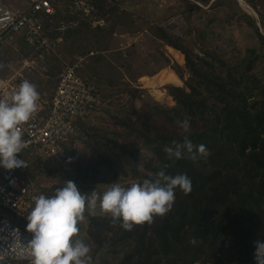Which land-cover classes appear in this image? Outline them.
<instances>
[{
	"label": "trees",
	"instance_id": "obj_1",
	"mask_svg": "<svg viewBox=\"0 0 264 264\" xmlns=\"http://www.w3.org/2000/svg\"><path fill=\"white\" fill-rule=\"evenodd\" d=\"M60 1L54 3L53 15L42 17L44 33L51 41L76 32L79 26L96 30L100 26H92L91 20L105 18L106 13L117 9L115 4L107 7L104 0H89L93 10L83 16L72 10L71 1ZM247 2L253 4L251 0ZM76 16L82 18L75 24L78 27L68 26L66 23L76 20ZM63 24L67 27L62 28ZM147 28L153 37L184 55V67L189 73L185 85L166 86L175 104L149 106V114L158 121L147 116L141 123L127 122L131 131L122 138L93 131L90 140H82L81 152L71 154L84 160L89 147L101 167L115 175L130 173L138 182L156 178L161 170L171 176L184 173L191 180V190L182 196L175 193L170 211L157 215L150 228L149 222H144L143 227L134 224L126 230L117 222L119 218L108 220L98 215L89 216V222L110 230L103 242L108 243L107 253L118 255L115 264H255L254 241L264 240V100L255 91L264 88L252 67L264 53L258 54L256 47H250L242 62L218 58L216 66L195 53L169 26L152 23ZM254 31L264 44V34L255 24ZM17 41L24 44L21 39ZM24 47L26 54L29 50L37 52ZM220 67L223 68L219 70ZM172 68L183 78L179 66ZM58 70L55 63L46 71L57 78ZM185 119L189 121L187 132L167 127ZM84 127L86 135L88 128L86 124ZM130 135L149 151L143 163L146 174H141L134 160L136 150L129 144ZM185 137L194 146L203 144L208 155L193 158L183 151L181 158H169L164 148L182 144ZM12 220L25 229L22 219L13 215ZM192 238L196 244L189 243ZM103 242L99 241V245Z\"/></svg>",
	"mask_w": 264,
	"mask_h": 264
},
{
	"label": "rangeland",
	"instance_id": "obj_2",
	"mask_svg": "<svg viewBox=\"0 0 264 264\" xmlns=\"http://www.w3.org/2000/svg\"><path fill=\"white\" fill-rule=\"evenodd\" d=\"M3 1L11 8L25 9L27 6L23 0ZM242 1L104 0L107 7H113L115 4L117 9L106 13L105 18L99 19L100 23H97V26L100 28L92 30L79 26L76 32L61 35V40L56 43L54 50L43 54L42 57H35L31 50L26 54L25 45L17 40L5 44L0 50V73L3 77L20 73L22 79L33 83L39 92L48 93L56 79V76H51L46 71L51 64L56 63L60 71L67 63L74 62L77 59L76 55L89 50L95 51L92 56L82 61L78 69L80 76L92 83L98 89L100 96L97 108L92 111L85 123L88 130L81 141L90 140L91 132L97 134V130L107 137L115 135L117 138H122V135L131 131L126 126L127 122L139 120L141 123L147 116H150V120L158 121L155 116L149 114V106L155 103L167 106L175 104L171 96L168 99H156L151 88L142 86L139 81L140 76H149L148 74L153 71H156L153 74L155 75L162 68H170L174 71L172 66H179L183 74V78L179 77L181 83L178 85L166 83L159 86L166 93H168L167 85L184 86V81L189 76L184 67V55L182 54V62H177L169 52L168 45L153 37L147 27L152 23L169 26L170 31L181 37L195 53L209 58L216 66H219L218 58H225L230 63L242 62L250 47H256L258 54L264 53V44L254 31L255 24L258 31L264 34V0H251L252 5L247 0ZM78 20L82 18L79 16L66 24L73 28L78 27L75 25ZM64 27L63 24L62 28ZM24 58H33V66L22 67ZM221 68L223 67L218 69ZM252 71L264 88V55L253 65ZM255 93L260 100H264V89L259 87ZM167 127L173 130L183 129L180 122L167 124ZM128 140L136 150L134 160L141 174H146L143 163L149 151L142 142L134 141L132 135ZM81 141L74 153H80L84 148ZM86 151L88 153L86 159L83 160L73 153L63 167L49 161L43 155H29L27 157L29 172L36 187V194L52 195L56 188L61 187L68 180L73 181L87 194L93 190L102 193L112 182L120 183L122 186L138 182V179H134L130 173L118 172L115 175L104 169L94 161L89 147ZM175 193L179 196L186 194L178 188ZM97 205L95 215L114 220L109 213L99 210V200ZM89 216L85 211L86 220L79 227L90 243V264H115L118 255L107 253L108 243L103 242L110 230L99 225H91ZM156 219L157 215H153L148 228ZM22 222L27 224L24 220ZM117 222L121 221L117 219ZM141 224L145 223H140L139 226H142ZM23 228L32 235L26 225H23ZM108 228H112V225ZM99 241L103 244L99 245ZM0 262L5 264L4 261Z\"/></svg>",
	"mask_w": 264,
	"mask_h": 264
},
{
	"label": "built area",
	"instance_id": "obj_3",
	"mask_svg": "<svg viewBox=\"0 0 264 264\" xmlns=\"http://www.w3.org/2000/svg\"><path fill=\"white\" fill-rule=\"evenodd\" d=\"M25 9L11 8L0 0V50L5 44L21 39L35 51V57H42L53 50L61 38L51 41L43 30V16L53 15L55 2L60 0H23ZM71 1V8L77 14L87 16L93 10L89 0ZM99 20H91L96 26ZM95 53L89 50L79 54L72 63H67L57 75L50 92L39 94L38 108L29 121L20 125L26 147L16 154L25 166L13 169L0 167V260L8 264H31V239L12 216L27 221L33 206L36 187L30 177L27 157L40 154L49 161L65 166L83 138L84 124L100 102L98 89L79 74L82 61ZM33 58H24L22 67L33 66ZM22 81L20 73L0 76V97L18 87Z\"/></svg>",
	"mask_w": 264,
	"mask_h": 264
},
{
	"label": "clouds",
	"instance_id": "obj_4",
	"mask_svg": "<svg viewBox=\"0 0 264 264\" xmlns=\"http://www.w3.org/2000/svg\"><path fill=\"white\" fill-rule=\"evenodd\" d=\"M39 98L36 86L26 79L0 97V167L13 169L26 165L16 155L27 146L19 126L36 112ZM181 127L187 132L189 121H181ZM164 151L169 158L177 159L183 151L193 158L208 155L203 144L194 146L187 137L182 144L175 143V147H165ZM177 188L188 193L190 178L184 173L166 175L161 170L154 179L131 182L128 186L112 182L102 193L93 190L87 194L68 180L52 195L35 196L26 224L32 233L28 241L31 264H90V243L79 227L86 220L85 211L95 215L99 200L100 211L109 213L113 219L119 218L121 226L130 230L134 224L150 223L153 215L162 216L170 211ZM189 243L197 241L192 238ZM254 245L255 264H264V240H256Z\"/></svg>",
	"mask_w": 264,
	"mask_h": 264
},
{
	"label": "bare ground",
	"instance_id": "obj_5",
	"mask_svg": "<svg viewBox=\"0 0 264 264\" xmlns=\"http://www.w3.org/2000/svg\"><path fill=\"white\" fill-rule=\"evenodd\" d=\"M240 2L243 1L240 0ZM170 51L173 54V57L176 59V61L181 63L183 60L182 53L174 49H170ZM139 81L140 83H142V86L151 88V92L153 93L155 98L159 100L170 98V95L166 93V91L160 89L159 86L166 83H172L177 85L181 83V79L170 68H162L159 70L157 74L153 76H147V75L140 76Z\"/></svg>",
	"mask_w": 264,
	"mask_h": 264
},
{
	"label": "crops",
	"instance_id": "obj_6",
	"mask_svg": "<svg viewBox=\"0 0 264 264\" xmlns=\"http://www.w3.org/2000/svg\"><path fill=\"white\" fill-rule=\"evenodd\" d=\"M167 47H168V50H169L170 53H171L170 49H174V48H172L171 46H167ZM174 50H176V49H174ZM179 52H180V51H179ZM171 54H172V53H171ZM172 56H173V54H172ZM158 72H159V71H158ZM158 72H157V73H158ZM157 73H156V74H157Z\"/></svg>",
	"mask_w": 264,
	"mask_h": 264
}]
</instances>
